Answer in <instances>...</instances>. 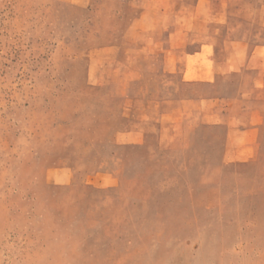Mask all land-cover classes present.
<instances>
[{"label": "rangeland", "instance_id": "obj_1", "mask_svg": "<svg viewBox=\"0 0 264 264\" xmlns=\"http://www.w3.org/2000/svg\"><path fill=\"white\" fill-rule=\"evenodd\" d=\"M180 8L0 0V264H264V96L250 163L223 164L225 127L169 147L151 130V26H179ZM251 23L229 27L264 41Z\"/></svg>", "mask_w": 264, "mask_h": 264}, {"label": "crops", "instance_id": "obj_2", "mask_svg": "<svg viewBox=\"0 0 264 264\" xmlns=\"http://www.w3.org/2000/svg\"><path fill=\"white\" fill-rule=\"evenodd\" d=\"M173 2H181L180 25L151 26V55L163 52L160 62L151 61V81L158 67L164 77L163 87L151 90V130L169 147L188 129L225 127L223 164L250 163L260 143L259 112L251 104L264 96V41L237 36L229 26L261 19L264 27V0H151V14L163 9L166 14ZM165 34L167 40L160 45ZM242 70L257 77L230 95L223 87ZM187 87L210 92L187 93Z\"/></svg>", "mask_w": 264, "mask_h": 264}]
</instances>
